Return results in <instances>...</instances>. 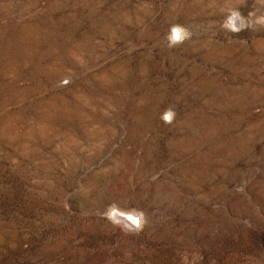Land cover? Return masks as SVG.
I'll use <instances>...</instances> for the list:
<instances>
[{"label":"rangeland","instance_id":"rangeland-1","mask_svg":"<svg viewBox=\"0 0 264 264\" xmlns=\"http://www.w3.org/2000/svg\"><path fill=\"white\" fill-rule=\"evenodd\" d=\"M0 264H264V0H0Z\"/></svg>","mask_w":264,"mask_h":264},{"label":"bare ground","instance_id":"bare-ground-1","mask_svg":"<svg viewBox=\"0 0 264 264\" xmlns=\"http://www.w3.org/2000/svg\"><path fill=\"white\" fill-rule=\"evenodd\" d=\"M134 220H135V217L133 215H129V216H126V218L124 219V222L129 223V224H133Z\"/></svg>","mask_w":264,"mask_h":264}]
</instances>
